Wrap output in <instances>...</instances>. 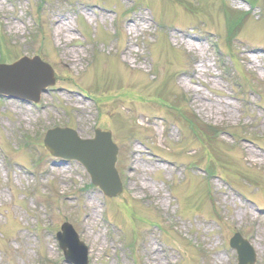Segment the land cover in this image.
I'll use <instances>...</instances> for the list:
<instances>
[{"label":"rangeland","instance_id":"rangeland-1","mask_svg":"<svg viewBox=\"0 0 264 264\" xmlns=\"http://www.w3.org/2000/svg\"><path fill=\"white\" fill-rule=\"evenodd\" d=\"M255 1L230 59L223 8L249 11L248 0H0V63L41 56L62 89L44 92L38 109L0 101V264L40 257L67 264L54 239L65 222L89 245L90 264H233L226 243L235 233L255 236L250 242L264 264V0ZM112 3L120 13L130 10L128 17L113 14ZM155 16L174 23L160 32ZM82 23L90 25L91 41ZM117 26L123 36L104 45L101 31ZM220 37L225 46L218 51ZM117 44L122 58L113 57ZM87 60L96 68L73 80ZM74 83L85 93L102 89L105 104L75 109L66 93ZM182 97L183 111L211 131L216 125L235 134L221 137L229 145L199 141L170 115L174 106L165 103ZM95 111L105 115L97 126L112 129L121 145L125 192L112 201L90 188L84 171L59 164L43 147L46 131L57 126L90 135ZM209 168L215 175L206 174Z\"/></svg>","mask_w":264,"mask_h":264},{"label":"water","instance_id":"water-1","mask_svg":"<svg viewBox=\"0 0 264 264\" xmlns=\"http://www.w3.org/2000/svg\"><path fill=\"white\" fill-rule=\"evenodd\" d=\"M24 64L25 62H22L20 66ZM4 88L5 87L0 86V93L6 94L8 92H11L12 94L15 95L28 97V95L18 87H14L12 90L4 89ZM33 97L34 95H32V98L30 97L29 99L34 100ZM50 143L53 144L56 148H59V145L54 142L53 138L50 139ZM109 143H110L109 140H107V144L105 146L106 149L103 153V157H99V158L91 157L86 153H83L82 155L79 156L83 161V163L88 167L96 183L102 186V188L106 191L107 194H113L115 191H117L116 189L117 177L114 171L116 150L113 152L111 147L109 146ZM53 152L61 154L63 157L68 159L79 158V156H76V154L70 151V149L66 148V146H61V151H53ZM109 184L110 187H112V191H110ZM67 256L69 258V256H71V253H68ZM71 260L76 264H81L80 261L78 260H75L73 258Z\"/></svg>","mask_w":264,"mask_h":264},{"label":"bare ground","instance_id":"bare-ground-1","mask_svg":"<svg viewBox=\"0 0 264 264\" xmlns=\"http://www.w3.org/2000/svg\"><path fill=\"white\" fill-rule=\"evenodd\" d=\"M65 29V26L64 27H62V29H61V32L63 31ZM68 29V31H70V29L69 28H67Z\"/></svg>","mask_w":264,"mask_h":264}]
</instances>
